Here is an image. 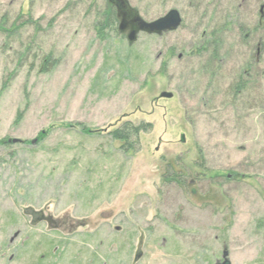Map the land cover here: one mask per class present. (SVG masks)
<instances>
[{
  "label": "rangeland",
  "instance_id": "obj_1",
  "mask_svg": "<svg viewBox=\"0 0 264 264\" xmlns=\"http://www.w3.org/2000/svg\"><path fill=\"white\" fill-rule=\"evenodd\" d=\"M129 2L0 0V264H264V0Z\"/></svg>",
  "mask_w": 264,
  "mask_h": 264
},
{
  "label": "water",
  "instance_id": "obj_2",
  "mask_svg": "<svg viewBox=\"0 0 264 264\" xmlns=\"http://www.w3.org/2000/svg\"><path fill=\"white\" fill-rule=\"evenodd\" d=\"M108 2L117 9L120 19L118 30L121 33L128 32L130 42H134L139 33L163 35L166 32L175 31L183 22L181 12L176 8L170 9L164 16L156 20L147 21L141 16L139 10L130 4L129 0H108ZM160 97L171 98L173 93L163 92ZM181 140L185 141L184 134H182ZM227 255L228 253L225 252L224 257ZM224 264H229V262L225 260Z\"/></svg>",
  "mask_w": 264,
  "mask_h": 264
},
{
  "label": "trees",
  "instance_id": "obj_3",
  "mask_svg": "<svg viewBox=\"0 0 264 264\" xmlns=\"http://www.w3.org/2000/svg\"><path fill=\"white\" fill-rule=\"evenodd\" d=\"M100 20L97 25V34L101 39H105L106 37H109L112 32L118 31V25L120 22V19L118 17L117 9L109 4V2L106 4L105 8L101 12ZM30 21V20H29ZM50 59L48 60V64H50ZM45 70H48V67H45ZM237 88L239 91L243 88L241 84L237 85ZM81 126V130L84 134L87 135H95L100 134V129H91L85 124H78ZM102 131V130H101ZM141 132H148V128L146 124H141L139 126H133L129 123H124L123 125L113 129L110 131V136L113 140L121 142V147L124 148L126 151H130L134 149L135 145L139 142V135ZM44 134H40V137L42 138ZM0 143L7 144L8 140H3ZM182 173L178 172L171 175L170 180L178 181L181 184L182 181H179V177L181 178ZM51 247V243L49 244Z\"/></svg>",
  "mask_w": 264,
  "mask_h": 264
},
{
  "label": "flooded vegetation",
  "instance_id": "obj_4",
  "mask_svg": "<svg viewBox=\"0 0 264 264\" xmlns=\"http://www.w3.org/2000/svg\"><path fill=\"white\" fill-rule=\"evenodd\" d=\"M38 216H37V220H36V222H40V221H42V220H44L43 219V215L40 213V214H37Z\"/></svg>",
  "mask_w": 264,
  "mask_h": 264
}]
</instances>
